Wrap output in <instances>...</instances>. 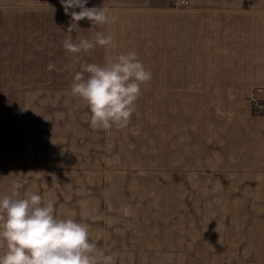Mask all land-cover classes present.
I'll list each match as a JSON object with an SVG mask.
<instances>
[{
    "label": "crops",
    "instance_id": "0c3cea01",
    "mask_svg": "<svg viewBox=\"0 0 264 264\" xmlns=\"http://www.w3.org/2000/svg\"><path fill=\"white\" fill-rule=\"evenodd\" d=\"M85 6H103L115 22L78 21L73 41L101 32L113 43L73 54L63 48L71 17L60 0H0V101H84L72 92L82 64L135 51L152 74L137 100L148 171L103 172L85 134L56 139V123L86 129L87 110L43 122L39 109L2 107L0 197L19 181L22 197L36 193L56 216L87 224L115 264H264V114L249 102L264 99V0Z\"/></svg>",
    "mask_w": 264,
    "mask_h": 264
},
{
    "label": "clouds",
    "instance_id": "9594fccd",
    "mask_svg": "<svg viewBox=\"0 0 264 264\" xmlns=\"http://www.w3.org/2000/svg\"><path fill=\"white\" fill-rule=\"evenodd\" d=\"M64 12L71 17L63 48L73 54L90 51L96 44L112 45L113 37L95 32L92 38L79 36L78 21L87 19L92 27L114 23L108 10L86 7L87 0H60ZM79 9L76 11L75 9ZM70 9H72L70 11ZM79 63V58L76 57ZM54 65L49 64L48 70ZM87 74V75H85ZM152 74L145 68L135 51L120 53L103 65L84 63L74 75L72 92L83 99L91 112L93 128L126 127L141 95V85ZM13 181L8 194L0 197V264H115V258L97 248L89 238V226L72 216L60 218L54 214L53 203H42V197L27 192Z\"/></svg>",
    "mask_w": 264,
    "mask_h": 264
},
{
    "label": "rangeland",
    "instance_id": "374dc122",
    "mask_svg": "<svg viewBox=\"0 0 264 264\" xmlns=\"http://www.w3.org/2000/svg\"><path fill=\"white\" fill-rule=\"evenodd\" d=\"M249 102L250 97H249ZM14 102H4L0 101V109L2 107H7L8 109L14 108H24L26 110L31 108L39 109V118L40 121H49L53 119H57L59 110L64 108L68 109H82L87 110V114L81 117L82 120H87L86 129L81 126V129L77 127L76 130L73 127L71 133L68 131L63 132L62 124H55V134L56 139H63L65 136H71L75 138V135L78 140H85L84 134L86 135V139L88 140V147L85 153L93 158L100 159L103 158V172H135V173H143L148 171L143 167L144 160V142H143V111H144V102L136 101L135 110L130 118V121L126 127L119 128L115 125L110 129H101V128H91V112L85 101H50V100H38L36 102H17L16 106H13ZM152 106V105H151ZM252 106V104H251ZM85 113V112H84ZM252 113L253 109H252ZM255 115V114H254ZM71 117V119H73ZM67 119V118H66ZM69 124L66 123L64 127H67ZM153 125V119H152ZM50 126V129L53 127ZM157 127V126H156ZM46 128V127H45ZM153 128V126H152ZM47 129V128H46ZM49 129V128H48ZM66 130V128L64 129ZM85 130L83 133L80 132ZM48 130L40 132V141L47 140ZM153 146V143H152ZM146 154V153H145ZM153 148L151 149V153L147 151L148 161L152 160L154 157ZM152 164V162H151ZM88 167V166H87ZM88 167L87 171H93ZM98 171V170H97ZM151 172H153L151 170ZM151 184H157V181H151ZM202 237H205L204 232L199 231Z\"/></svg>",
    "mask_w": 264,
    "mask_h": 264
},
{
    "label": "built area",
    "instance_id": "2783aa9c",
    "mask_svg": "<svg viewBox=\"0 0 264 264\" xmlns=\"http://www.w3.org/2000/svg\"><path fill=\"white\" fill-rule=\"evenodd\" d=\"M169 6L171 8H183L188 6V0H168ZM250 101L252 104V109L255 115L264 114V99H259L255 93L250 95Z\"/></svg>",
    "mask_w": 264,
    "mask_h": 264
}]
</instances>
